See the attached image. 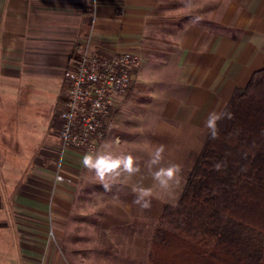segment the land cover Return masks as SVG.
<instances>
[{"label":"crops","instance_id":"0c3cea01","mask_svg":"<svg viewBox=\"0 0 264 264\" xmlns=\"http://www.w3.org/2000/svg\"><path fill=\"white\" fill-rule=\"evenodd\" d=\"M208 1L198 14L163 0H0V264H147L209 114L264 66V0ZM86 42L99 55L130 52L139 65L97 150L67 151L61 173L72 181L54 183L57 136L33 140L43 129L32 120L49 104L59 110L66 86L56 95L57 84ZM101 152L133 156L140 172L105 190L82 164ZM170 165L180 166L179 182L162 189L152 172ZM139 188L152 189L150 207L137 203Z\"/></svg>","mask_w":264,"mask_h":264},{"label":"trees","instance_id":"16d2710c","mask_svg":"<svg viewBox=\"0 0 264 264\" xmlns=\"http://www.w3.org/2000/svg\"><path fill=\"white\" fill-rule=\"evenodd\" d=\"M220 113L217 138L205 134L163 207L147 264H264V66Z\"/></svg>","mask_w":264,"mask_h":264},{"label":"built area","instance_id":"2783aa9c","mask_svg":"<svg viewBox=\"0 0 264 264\" xmlns=\"http://www.w3.org/2000/svg\"><path fill=\"white\" fill-rule=\"evenodd\" d=\"M138 58L121 51L99 55L89 51L88 42L71 69L65 72L66 90L59 100L58 160L54 183H70L61 173L62 156L69 150L94 153L105 135L110 112L130 88Z\"/></svg>","mask_w":264,"mask_h":264},{"label":"clouds","instance_id":"9594fccd","mask_svg":"<svg viewBox=\"0 0 264 264\" xmlns=\"http://www.w3.org/2000/svg\"><path fill=\"white\" fill-rule=\"evenodd\" d=\"M224 113H210L205 125L209 129L213 139L218 136L217 122L224 117ZM231 118V114H227ZM164 146L160 145L155 148L150 158V164H159L163 159ZM82 164L85 168L93 171L96 178L99 180L105 190L110 189L109 180H115L120 177L122 173H127L129 176L140 172V167L135 163L134 157L131 155L114 156L110 152H101L96 155L85 154L82 160ZM219 165L216 168L219 169ZM180 172L179 165H170L168 167H159L152 172V178L158 183L160 188L169 189L172 183H178ZM137 203H142V207H150V201L146 200V197L152 196L151 188H139Z\"/></svg>","mask_w":264,"mask_h":264},{"label":"rangeland","instance_id":"374dc122","mask_svg":"<svg viewBox=\"0 0 264 264\" xmlns=\"http://www.w3.org/2000/svg\"><path fill=\"white\" fill-rule=\"evenodd\" d=\"M205 1V2H204ZM204 2V3H203ZM210 4L208 0H163V6H168L169 8H174V10H178L180 12L191 13L196 10V12L201 13L205 9V3ZM66 82L64 74L61 75L60 80L57 84V92L56 95L59 94L60 89L64 88ZM51 93L48 92V96ZM50 111V114H48ZM43 115L37 119H33L31 125L32 129H35L34 126H42V132L35 130V133L30 134L33 137V140L38 141L41 139L42 142L45 140H50L51 142L56 141L57 136V128L59 125V119L57 116L58 107H55L54 104L46 106L43 108ZM52 112V113H51ZM32 119V118H31ZM36 123V124H35ZM36 128V129H37ZM189 164L187 165L188 169ZM186 169V171H187ZM90 237V236H89Z\"/></svg>","mask_w":264,"mask_h":264}]
</instances>
